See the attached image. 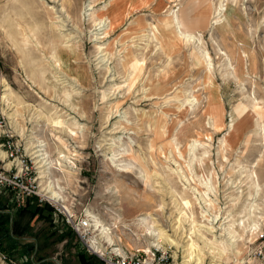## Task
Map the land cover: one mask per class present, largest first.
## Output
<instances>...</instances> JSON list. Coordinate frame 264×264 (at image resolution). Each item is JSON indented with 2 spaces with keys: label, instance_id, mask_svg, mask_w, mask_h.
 <instances>
[{
  "label": "rangeland",
  "instance_id": "obj_1",
  "mask_svg": "<svg viewBox=\"0 0 264 264\" xmlns=\"http://www.w3.org/2000/svg\"><path fill=\"white\" fill-rule=\"evenodd\" d=\"M108 2L0 0V170L23 173L39 195L52 182L61 205L109 227L129 251L154 244L138 221L150 216L148 224L177 243L161 246L172 264H185L187 240L194 255L204 246L196 235L228 241L226 228L238 241L222 264H264L256 241L264 231V0H130L125 15ZM222 2L227 11L213 26ZM172 10L199 44L179 38ZM100 19L110 22L106 31L96 28ZM193 141L197 156L209 153L195 174ZM38 150L49 153V167L41 168ZM211 171L212 191L198 180ZM57 215L55 228L21 219L18 254L1 253L0 264H81L79 253L92 256L74 232L59 240L68 224ZM99 232L94 227L110 250ZM25 243L35 247L30 259ZM205 264L218 261L206 256Z\"/></svg>",
  "mask_w": 264,
  "mask_h": 264
},
{
  "label": "bare ground",
  "instance_id": "obj_2",
  "mask_svg": "<svg viewBox=\"0 0 264 264\" xmlns=\"http://www.w3.org/2000/svg\"><path fill=\"white\" fill-rule=\"evenodd\" d=\"M91 4V3H90ZM105 8V7H104ZM95 8L94 7H91L90 5L86 6L85 8V15L87 14V16L91 17L94 15V13H91ZM106 9V8H105ZM227 11V5H224V3H220V5L218 6L217 8V16L215 17L216 18V21L213 22V26L214 24L218 23L219 22V18L220 16L223 14V12ZM170 16H172V26L174 27L176 33L178 34L179 38L181 40H184L185 42L187 43H200L201 42V36H197V35H193L192 33H188L187 31L184 30V23L180 17V15H177L176 12L174 10H172V12L170 13ZM220 23V22H219ZM96 28L100 31H106L109 27H110V22H108V19L107 20H99L97 23H96ZM198 46V45H197ZM200 48V47H199ZM198 48V49H199ZM69 48H67L68 50ZM200 50V49H199ZM222 50V49H221ZM203 55V54H202ZM223 56H225V54H223ZM204 57V56H203ZM228 57V56H227ZM226 57V59H227ZM65 58H66V61H70L71 57L70 55L67 53V51H65ZM205 60L208 62L210 60V57L208 55V53L205 54ZM228 61V60H226ZM58 63V62H57ZM230 64V63H229ZM210 65V64H209ZM231 66V65H230ZM68 67L71 68V66L68 64ZM60 68V67H59ZM33 78V77H31ZM67 97H72L73 95H70V94H66ZM66 97V101H69L68 98ZM74 98V97H72ZM255 100V98H254ZM19 103L20 100H19ZM212 104V102H211ZM69 106V105H68ZM70 108V107H69ZM251 109V108H250ZM73 110V109H72ZM75 110V109H74ZM253 110V109H252ZM254 111V110H253ZM252 111V112H253ZM248 112V111H247ZM70 121V120H69ZM259 121V120H258ZM260 123V122H259ZM69 124V123H68ZM74 126H78V122H74ZM217 128V127H216ZM260 128V127H259ZM262 128H263V125H262ZM264 134V133H263ZM194 143L192 144V146L190 147V157L192 162H190L188 164L189 168H190V171L192 174H195L194 173V167H195V164L196 163H199V165H204L205 162L204 160H206V156H208L209 153L205 152L203 154V156H197V148H198V143L193 141ZM226 142V141H225ZM37 147H40V148H44L45 145L41 144V146H36ZM200 150V149H199ZM180 153V152H179ZM34 155L35 154H38L36 155V158H40V161L39 163H42L43 166L41 168H44V167H49V165L51 164L50 162V159H49V153L47 152V150H38V151H35L33 153ZM201 154V155H202ZM114 158V156H113ZM117 158V157H116ZM120 159V158H119ZM64 160H66V157H64ZM114 162L115 161H118L116 160L115 158L112 159ZM50 162V164H48ZM113 162V163H114ZM53 163V162H52ZM206 165V164H205ZM208 167V166H207ZM212 168V167H211ZM178 170H180V168H178ZM124 171V169H123ZM201 171V170H200ZM199 172V171H198ZM48 173L47 171H43L42 174H46ZM128 173V172H127ZM179 173H182L181 171ZM183 174V173H182ZM181 174V175H182ZM197 174V173H196ZM214 174L215 172L214 171H211V174L208 175V179H204L202 180L201 176H199L198 180L201 182L200 184H204L210 191H212L215 187L213 186V180H214ZM183 176V175H182ZM197 176V177H198ZM251 177L253 179V183H254V188L255 190L257 191V194L260 195V192H261V185L259 183V176L257 175V172L253 170L252 174H251ZM41 179H44V177H41ZM185 179V182H186V186L187 188H189V185L190 182L189 180L184 177ZM60 187V186H59ZM61 188H59L58 190L56 188L53 187V184L52 182L49 183L48 187L44 188L43 191L46 192V195L49 196L51 199H54V200H57L58 202L62 201V203H64V197L62 196V192H61ZM115 192H118V191H115ZM257 195V196H258ZM176 201V200H175ZM65 206V205H64ZM66 207V206H65ZM67 208V207H66ZM69 210V208H67ZM70 211V210H69ZM148 217L150 218V216H146V217H143V218H138V221L140 222V224H142L145 229H146V232L154 239V244L152 245H156V246H163L162 242H168L170 243L171 245H174L175 247L177 246V243L175 240H172L170 238V236L166 235V233H164L163 231H161V234H158L155 227L154 226H150L148 223H149V220H148ZM249 219L251 220V217L252 215L249 214ZM186 218L188 219L189 217L186 216ZM221 220V219H220ZM226 220V219H224ZM215 221V220H214ZM138 222V223H139ZM217 221H215L216 223ZM213 223V221H212ZM225 224V221H223V224H221L220 228H222V225ZM255 224V223H254ZM96 226H97V229L98 231H100L99 233H101V235H104L105 238L107 239V241L110 243V244H113L115 241H114V238L111 236L112 234L110 233V230H109V227L107 228L106 225L102 224L101 222H97L96 223ZM254 226L253 225V229L254 230ZM227 229V232H228V237H227V240L228 241H220V239H214V240H210L208 238H206L204 235L200 234V235H196L200 240L203 241L204 243V246H197V251H196V255H194L193 253V250H192V247H193V244H194V241L192 239H189L186 241V244H187V247L185 248V252L187 253V259L185 261V264H191L194 260H197V264H205V257L206 256H211L212 257V260L213 258L216 259L218 261V264H222L226 259V255H227V252L228 250H234V246H235V243H237L238 241V238L236 235L232 234V231H229L230 228H226ZM96 241H93L92 242V246L95 247L96 244H94ZM192 242V244H190ZM191 248V249H190ZM232 248V249H231ZM234 254L238 255L239 253L238 252H234ZM237 264H241L239 262V260H237Z\"/></svg>",
  "mask_w": 264,
  "mask_h": 264
},
{
  "label": "built area",
  "instance_id": "obj_3",
  "mask_svg": "<svg viewBox=\"0 0 264 264\" xmlns=\"http://www.w3.org/2000/svg\"><path fill=\"white\" fill-rule=\"evenodd\" d=\"M10 157H14V152H11ZM25 164V161H23ZM23 173L18 171H6L0 170V189L2 191H9L13 194V202L17 207L23 204V201L27 197L36 195L41 203H48L51 205L56 214L63 215L65 222L70 226L72 231L83 243L87 251L101 260L103 264H172V256L169 249L161 246L152 245L147 250L139 249L136 251H129L125 249L121 244L113 243L110 250H103L102 242L98 238V235H93L94 227L95 231L97 226L95 220L90 215L78 219L75 213L70 212L64 205H61L57 200L51 199L46 195H39L32 185L25 184L22 181ZM96 241L95 247L92 246V242ZM259 242L258 253L264 259V231L256 239ZM256 252V251H255ZM174 262V261H173Z\"/></svg>",
  "mask_w": 264,
  "mask_h": 264
},
{
  "label": "trees",
  "instance_id": "obj_4",
  "mask_svg": "<svg viewBox=\"0 0 264 264\" xmlns=\"http://www.w3.org/2000/svg\"><path fill=\"white\" fill-rule=\"evenodd\" d=\"M60 219V215H57ZM23 218L29 219V225L35 220L48 223L49 226L58 227L56 220V213L54 208L48 203H41L36 195L27 197L20 207L13 203V194L7 190L0 192V254L8 256V260L16 258V247H19L18 240L25 238L27 227L21 226L20 220ZM55 221V222H54ZM57 230V229H56ZM59 240H65L67 237L71 238L75 235L68 225L60 230ZM57 233V231H56ZM55 234V233H53ZM35 240V239H34ZM12 241L13 247H7L6 242ZM23 257L28 259L30 252L35 251V247L31 243H25L23 246ZM16 253V254H15ZM79 260L81 264H95L96 257L89 256L86 253H79ZM98 261V260H97ZM33 262L32 260L30 261Z\"/></svg>",
  "mask_w": 264,
  "mask_h": 264
},
{
  "label": "crops",
  "instance_id": "obj_5",
  "mask_svg": "<svg viewBox=\"0 0 264 264\" xmlns=\"http://www.w3.org/2000/svg\"><path fill=\"white\" fill-rule=\"evenodd\" d=\"M108 4L109 9L120 10L122 15H125L126 12L128 13L129 8L132 9V4L130 3V0H109Z\"/></svg>",
  "mask_w": 264,
  "mask_h": 264
}]
</instances>
